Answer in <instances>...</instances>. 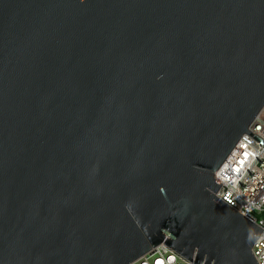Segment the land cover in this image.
<instances>
[{
	"label": "water",
	"instance_id": "95a60500",
	"mask_svg": "<svg viewBox=\"0 0 264 264\" xmlns=\"http://www.w3.org/2000/svg\"><path fill=\"white\" fill-rule=\"evenodd\" d=\"M264 108V0H0V264H258L215 174Z\"/></svg>",
	"mask_w": 264,
	"mask_h": 264
},
{
	"label": "built area",
	"instance_id": "2783aa9c",
	"mask_svg": "<svg viewBox=\"0 0 264 264\" xmlns=\"http://www.w3.org/2000/svg\"><path fill=\"white\" fill-rule=\"evenodd\" d=\"M264 142V108L250 127ZM222 184L216 193L222 201L264 231V147L244 135L228 160L215 174ZM258 264H264V232L252 249ZM132 264H193L162 244Z\"/></svg>",
	"mask_w": 264,
	"mask_h": 264
}]
</instances>
